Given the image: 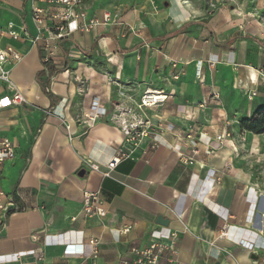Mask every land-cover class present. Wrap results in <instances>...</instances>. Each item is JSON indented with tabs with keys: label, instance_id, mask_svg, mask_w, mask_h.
<instances>
[{
	"label": "crops",
	"instance_id": "0c3cea01",
	"mask_svg": "<svg viewBox=\"0 0 264 264\" xmlns=\"http://www.w3.org/2000/svg\"><path fill=\"white\" fill-rule=\"evenodd\" d=\"M85 8L113 21L50 39L45 50V38L31 42L29 0H0V47L21 55L10 72L27 99L9 104L0 82V139L15 144L0 188L16 204L0 224V264H134L131 248L149 243L154 230L176 232L174 252L159 264H262L264 175L252 168L264 159L253 158L254 148L243 154L230 135L217 140L239 115L233 79L252 81L264 61L251 23L205 15L193 0H89ZM8 23L19 38L5 32ZM46 61L58 70L48 85L52 99L36 80ZM146 89L166 99L139 110ZM124 108L148 120L161 143L147 137L130 145L131 155L104 176L124 138L110 119ZM85 190L99 191L104 218L83 215ZM225 223L228 236L220 239ZM124 224L132 227L122 234ZM91 238L99 242L94 255ZM240 239L254 244V255Z\"/></svg>",
	"mask_w": 264,
	"mask_h": 264
},
{
	"label": "built area",
	"instance_id": "2783aa9c",
	"mask_svg": "<svg viewBox=\"0 0 264 264\" xmlns=\"http://www.w3.org/2000/svg\"><path fill=\"white\" fill-rule=\"evenodd\" d=\"M89 0H29L31 19L36 29V35L31 38L32 43L39 42L40 39L44 40L43 48L48 50V40L59 39L79 30L88 31L98 24H106L112 22L113 18L110 13L105 12L100 18L89 16L86 12V2ZM5 32L14 39L19 38V34L13 30L12 23H8ZM47 34L44 37V34ZM21 55L11 47H0V82L4 84L6 90L10 93L5 94V98L11 105H21L27 103V99L19 88L14 84L11 79L10 65L19 61ZM166 99V95L160 90L146 89L140 96L137 108L140 110L144 107L158 105ZM129 108L122 110V115L110 119L116 123L121 130L124 138L122 143L115 146L113 153L109 160L106 162V171L103 172L104 176H110L111 171L114 170L116 165L124 158L131 155V150L128 148L130 145L137 146L145 138L149 137L152 146L160 144L159 134L154 132L152 124L143 118L131 116ZM127 115V116H125ZM98 114L88 116L89 121H94ZM68 138H71L72 133L69 131L68 126H65ZM229 136L228 133L225 134ZM188 137H190L188 135ZM224 134L217 135V140L223 142ZM15 144L8 138L0 139V180L2 176L4 164L14 158ZM197 153L196 150L192 151V155ZM181 158L188 163L192 162V157L188 158L181 154ZM89 168L97 170L96 164H89ZM81 212L87 217L104 218L107 215V210L102 206L99 191L85 190L82 192ZM16 208L15 200L12 196L6 194L0 188V224L4 223L8 215ZM131 224H124L120 229L122 234L128 233L131 229ZM229 224L225 223L218 231V238L222 239L228 236ZM58 234L56 236H61ZM50 235H47L49 237ZM152 240L141 248L133 247L131 252L134 256V264H159V261L164 253L174 252V240L176 232L154 230L151 233ZM169 239V243H165L164 239ZM92 247V254H96L98 241L95 238L88 240ZM237 245L248 249L253 255L255 254V246L252 242L247 240H238ZM12 258H17V254H12ZM256 258V257H255ZM171 264H186L178 262L175 259L169 260ZM264 264V257L261 259Z\"/></svg>",
	"mask_w": 264,
	"mask_h": 264
},
{
	"label": "rangeland",
	"instance_id": "374dc122",
	"mask_svg": "<svg viewBox=\"0 0 264 264\" xmlns=\"http://www.w3.org/2000/svg\"><path fill=\"white\" fill-rule=\"evenodd\" d=\"M198 5L203 7V14L216 15L225 14L232 16L233 23L236 25L235 20H242V22L251 23V26L257 32L256 34L261 40L258 44V51L263 54L264 48V0H193ZM239 14V15H237ZM243 24V23H242ZM264 59V57H262ZM255 75L251 74L250 79H242L236 81L233 79L234 94L238 95L239 104L234 107L239 111V115L234 116L229 131L230 137L235 138L240 146L243 154H248L250 148H254L253 154H256L253 158L257 160L264 159V132L252 133L244 130L240 122L243 118L248 117L251 113L252 107L264 106V61L259 62ZM252 82V83H251ZM254 85L252 86V84ZM240 84V88L236 85ZM252 86V87H251ZM243 87V88H242ZM238 88V92L235 91ZM233 93V92H232ZM247 105V106H246ZM250 106V109H249ZM248 110H250L248 112ZM224 137L226 135L224 134ZM255 164L252 168V172L256 176L264 175V166L262 163Z\"/></svg>",
	"mask_w": 264,
	"mask_h": 264
},
{
	"label": "trees",
	"instance_id": "16d2710c",
	"mask_svg": "<svg viewBox=\"0 0 264 264\" xmlns=\"http://www.w3.org/2000/svg\"><path fill=\"white\" fill-rule=\"evenodd\" d=\"M58 70L50 65L47 61L44 62V68L36 74V80L40 84L43 92L52 99L51 93L48 90L49 81L52 75ZM241 127L252 133L264 132V106L252 107L251 113L240 122Z\"/></svg>",
	"mask_w": 264,
	"mask_h": 264
},
{
	"label": "water",
	"instance_id": "95a60500",
	"mask_svg": "<svg viewBox=\"0 0 264 264\" xmlns=\"http://www.w3.org/2000/svg\"><path fill=\"white\" fill-rule=\"evenodd\" d=\"M84 171H80L79 174L83 175ZM156 223L166 226L168 224V219L164 218L162 215L156 217ZM255 257V256H254Z\"/></svg>",
	"mask_w": 264,
	"mask_h": 264
}]
</instances>
